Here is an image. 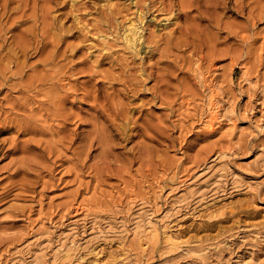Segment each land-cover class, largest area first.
Returning a JSON list of instances; mask_svg holds the SVG:
<instances>
[{"label":"rangeland","instance_id":"rangeland-1","mask_svg":"<svg viewBox=\"0 0 264 264\" xmlns=\"http://www.w3.org/2000/svg\"><path fill=\"white\" fill-rule=\"evenodd\" d=\"M2 1L0 264H264V0Z\"/></svg>","mask_w":264,"mask_h":264},{"label":"bare ground","instance_id":"bare-ground-1","mask_svg":"<svg viewBox=\"0 0 264 264\" xmlns=\"http://www.w3.org/2000/svg\"><path fill=\"white\" fill-rule=\"evenodd\" d=\"M3 2V3H2ZM1 5H3L2 7L6 8L7 7V3L8 0H4L2 1ZM3 9V8H2ZM141 25L139 23H136L134 21H130L124 28L123 31V38L125 43L133 48V49H139L140 45V41L142 39V33H141ZM218 104V103H217ZM212 105V104H211ZM219 105V104H218ZM210 111V122H212L213 120H216L217 118L221 117L220 116V109L218 108H214L213 106H211V108H209Z\"/></svg>","mask_w":264,"mask_h":264}]
</instances>
